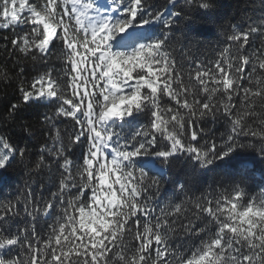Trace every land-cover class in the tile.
Listing matches in <instances>:
<instances>
[{"label":"snow or ice","instance_id":"snow-or-ice-1","mask_svg":"<svg viewBox=\"0 0 264 264\" xmlns=\"http://www.w3.org/2000/svg\"><path fill=\"white\" fill-rule=\"evenodd\" d=\"M221 7L0 0L5 40L31 62L0 72L20 93L0 113V174L57 176L47 199L28 184L27 222L18 201L0 204V264H264V11L232 24L215 59L186 68L174 55L202 46V26L222 27ZM26 106L49 109L37 158L7 135L35 139Z\"/></svg>","mask_w":264,"mask_h":264},{"label":"trees","instance_id":"trees-1","mask_svg":"<svg viewBox=\"0 0 264 264\" xmlns=\"http://www.w3.org/2000/svg\"><path fill=\"white\" fill-rule=\"evenodd\" d=\"M220 19L222 21V27L209 28L208 26H202V30L205 32V36L202 37V46H198L197 49H183L181 51L180 46H177V50L174 52L177 60L180 61L186 68L188 65H195V63L203 60L215 59L216 50L219 46H222L226 42V36L230 34L232 24H243L247 16L257 17L264 8H261V0H221ZM11 34V29H4L0 26V72H6L9 76L15 75L19 72V66H24L27 69L31 68V62L27 58H22L23 54H12V50L8 41L5 40L6 36ZM258 44L259 41H256ZM6 45L8 47L6 48ZM60 56V50L57 49L56 56L53 58V63L59 65L62 63L58 59ZM19 62V66L15 61ZM30 79V78H26ZM27 87V84H25ZM20 93L17 87L9 82L7 86L5 83L0 81V113L5 111V106L10 103H16ZM49 109L46 107H25L22 112V116L25 121H31L36 125V136L35 139L30 136L22 134L18 126L10 127L7 131V135L11 138V142L21 147L28 145L31 149L32 158H37L40 154V148L46 142L51 145L50 141H46L47 131L44 127H41L37 123V117L39 116L41 121L43 114L48 112ZM63 119V118H61ZM73 122L68 120L57 121V127L61 131V142L64 144L68 143L66 132L70 133L72 130ZM203 126V125H202ZM3 125L0 124V129H3ZM217 129L223 131V128L217 124L212 127L213 132H217ZM43 133V134H42ZM217 134H219L217 132ZM58 145L60 142H57ZM73 151L79 156L80 152L78 148H74ZM47 159V157H46ZM57 179L54 170L42 168L38 171L29 173L27 170L16 167L7 172L0 174V204H4L7 201L17 203V208L21 209V215L17 218L19 221L27 222L29 219L26 214L23 213V203L28 192V184L32 190L34 199H39L43 196L44 199L48 198L49 190H55V181ZM261 179L259 172L255 175L251 186L255 188L256 183ZM209 184L213 183V179L210 177L208 180ZM165 193H168L170 199L171 193L169 186L164 185L161 192V198L164 197ZM199 195V194H197ZM166 202V201H165ZM163 206V205H161ZM44 221L41 219L38 225V230L44 228Z\"/></svg>","mask_w":264,"mask_h":264},{"label":"rangeland","instance_id":"rangeland-1","mask_svg":"<svg viewBox=\"0 0 264 264\" xmlns=\"http://www.w3.org/2000/svg\"><path fill=\"white\" fill-rule=\"evenodd\" d=\"M2 27V25H0ZM2 183V181L0 180V184Z\"/></svg>","mask_w":264,"mask_h":264}]
</instances>
